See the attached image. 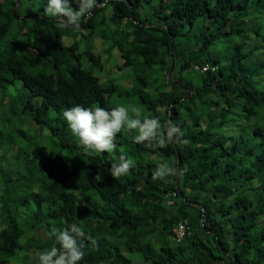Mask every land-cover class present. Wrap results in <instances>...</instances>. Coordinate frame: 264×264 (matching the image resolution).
I'll return each mask as SVG.
<instances>
[{"label": "trees", "instance_id": "trees-1", "mask_svg": "<svg viewBox=\"0 0 264 264\" xmlns=\"http://www.w3.org/2000/svg\"><path fill=\"white\" fill-rule=\"evenodd\" d=\"M153 1L97 0L104 5L82 18L80 28L110 43L106 59L64 46L67 29L45 16L28 35L40 60L18 54L16 36L5 38L15 2L0 4L1 113L26 115L59 144L45 155L14 150V137L0 131V264H38L41 251L59 247L49 232L73 223L97 240L82 241L80 264H264V0ZM103 24L112 26L107 36L96 29ZM117 53L116 67L131 71L123 87L111 72ZM16 80L23 88L12 95ZM113 95L135 98L162 125L171 120L186 143L150 149L134 136L123 144L121 132L116 150L87 155L63 112L111 110ZM121 154L135 167L116 180ZM163 163L188 171L177 185L176 177L153 180Z\"/></svg>", "mask_w": 264, "mask_h": 264}, {"label": "clouds", "instance_id": "clouds-1", "mask_svg": "<svg viewBox=\"0 0 264 264\" xmlns=\"http://www.w3.org/2000/svg\"><path fill=\"white\" fill-rule=\"evenodd\" d=\"M73 2L74 0H48L45 11L57 18L58 26L79 29L82 18L87 21L94 15L95 8L104 5V3L98 5L97 0H75L77 6L73 8ZM63 117L71 133L78 138L79 144L89 156L116 150L117 135L125 129L135 130L137 134L134 136V142L150 149L164 148L174 141L186 143L181 140L184 133L171 120L162 125L158 117L141 118L142 112L139 108L129 109L123 104L111 110L76 105L65 110ZM133 167H135L134 161L121 154L119 162L112 164L110 174L114 179L119 180L126 177ZM187 171L186 166L177 168L163 163L154 169L152 179L183 178ZM48 235L49 238L55 237L59 247L53 246L50 250L41 251L38 254V264H80L85 258L82 241L88 240L93 246L97 245V240L86 234L75 223L59 232L53 229Z\"/></svg>", "mask_w": 264, "mask_h": 264}, {"label": "rangeland", "instance_id": "rangeland-1", "mask_svg": "<svg viewBox=\"0 0 264 264\" xmlns=\"http://www.w3.org/2000/svg\"><path fill=\"white\" fill-rule=\"evenodd\" d=\"M10 1V0H9ZM15 2L14 7L12 8L11 14L14 17V19L9 21V29L7 30V33L5 34L6 40L9 41V39L14 35V38L16 36L15 40V49L18 54L24 53L27 54L29 57L34 58L38 57L40 60L39 55L37 54L36 50L32 48L31 46V38L28 36L30 34V29L32 25L35 23V18H38L37 16H45L49 19L52 18V16L49 13H46L41 6L45 5L42 0H12V2ZM156 1L154 0L151 4H155ZM0 4L2 6H9L10 3H8V0H0ZM14 11L17 12L16 15H14ZM107 11V12H106ZM102 12V11H101ZM104 15L109 16L111 14V5H108L106 10L103 11ZM144 14V13H143ZM258 15V22L264 21V13H257ZM95 18L99 21V12L96 13ZM29 19V20H27ZM25 20V21H23ZM54 20V18L52 19ZM254 19L249 18L246 21V25H250V22H252ZM129 25V23H128ZM127 25V26H128ZM109 26V27H108ZM97 25L96 29L101 28V33L106 34V36L111 32L112 27L111 25ZM122 27H126V23L122 24ZM68 33L62 34V41L64 46L72 45L73 43H76L78 46L79 52H85V51H91L95 54L103 55L106 59L108 57L107 54V48L110 46V43L108 41H101V38L98 36H91L89 35V31L84 30L83 28L75 29L73 27L66 28ZM109 29V33H106L105 31ZM117 35V33H116ZM115 35V37H117ZM235 42L238 41V38L234 39ZM255 42L254 39L250 38V43ZM7 43L4 44L2 47L3 50H6L8 48ZM264 45V44H263ZM264 52V48L262 49ZM263 55L261 53H255L256 58H260ZM264 58V56H263ZM114 59L112 62H110L111 66V72L112 75L115 76V80L117 85L119 87H123L122 84L126 85V82H124L123 79L127 78V75H131V71L129 68L119 69L116 66L120 65L122 63V59L119 56V53L114 54ZM88 59L86 58L85 64L87 63ZM106 63V62H105ZM117 64V65H116ZM108 65V64H107ZM103 72V70H98L94 74L98 76L99 73ZM119 73H121L123 76L120 77ZM194 74H186L183 73L181 76L182 78H186L187 76H191ZM131 78V77H130ZM129 78V79H130ZM132 80V79H131ZM133 81V80H132ZM193 82H195V77L193 78ZM17 83V90L12 91V95H17L18 92H20V89L23 88V83L21 80H16ZM122 83V84H121ZM124 89H129V87H126ZM153 97H157V94H151ZM40 100L39 98H36V103L39 104ZM111 103L116 107L121 104L128 107L129 109L136 107L139 108L142 112V117L149 114L146 108L140 105V103L135 98H124L119 95H113L111 97ZM0 131L4 132L6 135H12L14 137V150H17L19 148L20 150H24L26 152H29V150H34L39 154H48L49 152H53L55 150L59 149V144L57 142H54L51 137H44L40 136L37 132L38 128L35 126L26 115H18L16 117H12L11 113L8 112H2V109H0ZM263 112V110H260V114ZM131 114V113H130ZM243 118V117H242ZM244 119V118H243ZM249 123L255 126L257 123L262 124V120L259 118V116L251 117ZM68 130V136L72 138L74 136L71 133V130L69 127ZM137 132L135 130L128 131L123 130L121 141L123 144L127 143L131 136H135ZM77 138V137H73ZM78 139V138H77ZM36 143H39L36 145ZM123 148V147H122ZM38 154V155H39ZM10 171L9 166L5 165L3 166V173H7ZM32 209H35L33 206ZM16 264L15 262H13Z\"/></svg>", "mask_w": 264, "mask_h": 264}, {"label": "built area", "instance_id": "built-area-1", "mask_svg": "<svg viewBox=\"0 0 264 264\" xmlns=\"http://www.w3.org/2000/svg\"><path fill=\"white\" fill-rule=\"evenodd\" d=\"M184 229H185L184 225H180V226H179V228L175 231V232H176V233H175L176 238L179 239V238L182 236V234H183V232H184Z\"/></svg>", "mask_w": 264, "mask_h": 264}, {"label": "water", "instance_id": "water-1", "mask_svg": "<svg viewBox=\"0 0 264 264\" xmlns=\"http://www.w3.org/2000/svg\"><path fill=\"white\" fill-rule=\"evenodd\" d=\"M171 75V71L168 73V77ZM178 184V178L176 177V185Z\"/></svg>", "mask_w": 264, "mask_h": 264}]
</instances>
